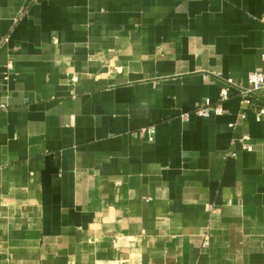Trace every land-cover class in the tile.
<instances>
[{"label":"crops","instance_id":"1","mask_svg":"<svg viewBox=\"0 0 264 264\" xmlns=\"http://www.w3.org/2000/svg\"><path fill=\"white\" fill-rule=\"evenodd\" d=\"M252 72L264 0H0V264H264Z\"/></svg>","mask_w":264,"mask_h":264},{"label":"built area","instance_id":"2","mask_svg":"<svg viewBox=\"0 0 264 264\" xmlns=\"http://www.w3.org/2000/svg\"><path fill=\"white\" fill-rule=\"evenodd\" d=\"M228 84L232 85L230 80H227ZM246 87L237 88V93L242 99L243 103L248 105V107L254 109L256 113L260 115H264V101L259 104L256 98L257 92L264 88V75L260 72H252L246 77ZM233 86V85H232ZM221 99H224L228 96L225 90L220 93ZM206 109H200L196 111L197 116L207 117L210 114H219L220 110L218 107H211L210 101L207 99L205 101ZM150 134V132H147Z\"/></svg>","mask_w":264,"mask_h":264}]
</instances>
